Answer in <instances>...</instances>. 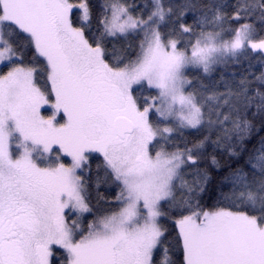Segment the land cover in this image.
Masks as SVG:
<instances>
[{"label": "snow or ice", "instance_id": "snow-or-ice-1", "mask_svg": "<svg viewBox=\"0 0 264 264\" xmlns=\"http://www.w3.org/2000/svg\"><path fill=\"white\" fill-rule=\"evenodd\" d=\"M0 264H264V0H0Z\"/></svg>", "mask_w": 264, "mask_h": 264}]
</instances>
